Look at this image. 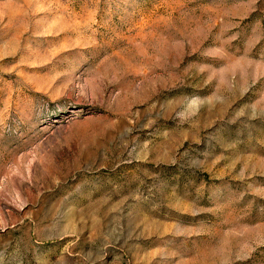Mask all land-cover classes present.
I'll list each match as a JSON object with an SVG mask.
<instances>
[{
  "label": "rangeland",
  "instance_id": "374dc122",
  "mask_svg": "<svg viewBox=\"0 0 264 264\" xmlns=\"http://www.w3.org/2000/svg\"><path fill=\"white\" fill-rule=\"evenodd\" d=\"M0 264H264V0H0Z\"/></svg>",
  "mask_w": 264,
  "mask_h": 264
}]
</instances>
